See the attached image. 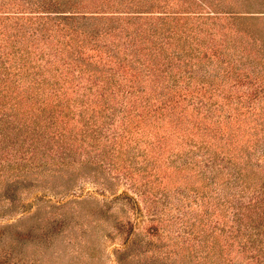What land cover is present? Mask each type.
<instances>
[{
    "label": "rangeland",
    "instance_id": "obj_1",
    "mask_svg": "<svg viewBox=\"0 0 264 264\" xmlns=\"http://www.w3.org/2000/svg\"><path fill=\"white\" fill-rule=\"evenodd\" d=\"M0 2V264H264V0Z\"/></svg>",
    "mask_w": 264,
    "mask_h": 264
},
{
    "label": "trees",
    "instance_id": "obj_2",
    "mask_svg": "<svg viewBox=\"0 0 264 264\" xmlns=\"http://www.w3.org/2000/svg\"><path fill=\"white\" fill-rule=\"evenodd\" d=\"M129 1V0H29V2L31 3L30 5H34L36 7H43L44 9H60V7L64 6V7H77L80 5H94V6H107V7H116V9H118L119 7H121L120 5H125V2ZM136 4L138 5H142L144 7H151L153 5H159L160 3L157 4L156 1L159 2V0H155L154 2L152 1V3L149 2V0H135ZM3 4V2H0ZM52 11V10H51ZM49 11V12H51ZM56 12H61V11H56ZM65 12V11H64ZM61 14V13H60ZM167 15V14H166ZM164 15V16H166ZM63 16H70V15H63ZM158 23H160V25H157V29L162 25V24H170L169 21H167V19L163 16H159L158 19ZM95 26V27H94ZM94 26H89L86 23H76L73 26L70 27V29L68 28L69 32L68 35H71L72 38H75V35L77 36H81L83 35L84 37V41H91L94 39L99 38L100 36L104 35V37H107L112 29L111 26H107V25H102L101 22L100 23H95ZM107 26V27H106ZM111 45H114V50L111 47V51L113 52V56L115 57H119L118 53L120 51V43L117 41H112ZM10 46L13 47V44H11ZM100 46V44H96L95 48H98ZM135 51H138L137 48H135ZM77 52V53H76ZM78 52H80V49H74L72 52H70L69 54H67L66 56H63L62 58L64 59V61L66 62V67L67 70H65L67 72V74H69V72H74L76 69V67H80L78 71H80L81 74H83V72H88L89 70H91V68L89 67H85L84 64H86L87 62H85L84 58H82L81 56H77L74 57V55L78 54ZM76 53V54H75ZM125 56L123 58V60L121 61V64L119 65L120 67L124 66V68L128 67L129 72L131 71L132 74H134L135 76L140 77L141 75H143L146 71H150L153 67V63L151 62V60H148L147 58H145L144 60L141 59V56H139L138 54H136L135 52H131L128 49L124 48V53ZM133 55L132 59H128V56ZM139 64H141V66H139ZM151 64V66H150ZM72 66H75V68L72 69ZM92 70L95 73L98 74H103L104 76H106L107 82L112 81L114 84H116V87L118 85V87L120 88H125L126 90L123 92V94L125 95V98H127L128 96L131 95H136L137 98L139 99V93L142 92L144 90V87L142 89H140V81L138 80V86L134 83L130 84V82H128V84L123 80V82L120 80V78L118 77V69L115 67L113 70L112 68H106V67H100L95 65L94 68H92ZM109 70H112L109 74L107 73ZM64 71V72H65ZM66 75V73H64ZM136 78V79H137ZM38 82H41V80H38ZM175 86H177V84H175ZM170 88V91L173 92L175 90V87H168ZM26 90H31V87H27ZM25 96V95H24ZM169 98L170 97V92L168 94ZM30 96H28L29 98ZM26 98V96H25ZM145 101L143 102L144 105H146V107H149L150 105H154L155 106V102L159 101V98L157 97V95L155 93H149L146 94L145 96ZM163 101V99H162ZM165 102L168 101L167 99L164 100ZM33 103H35V97L32 100ZM157 108V106H155ZM209 111H212L211 109H208ZM206 111V110H205ZM204 112V111H203ZM211 113V112H210ZM206 116H212V114H209V112H205ZM243 197V196H242ZM232 198V194L229 197V202L231 203L232 206H235L234 204L237 203V200H235L234 195L233 198L234 200H230ZM255 199H253L251 202H254ZM239 206V204H238Z\"/></svg>",
    "mask_w": 264,
    "mask_h": 264
}]
</instances>
